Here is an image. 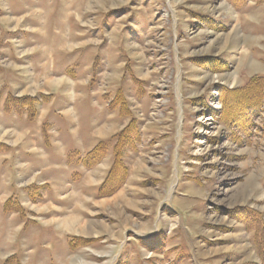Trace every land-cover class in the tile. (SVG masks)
Wrapping results in <instances>:
<instances>
[{
    "label": "rangeland",
    "instance_id": "rangeland-1",
    "mask_svg": "<svg viewBox=\"0 0 264 264\" xmlns=\"http://www.w3.org/2000/svg\"><path fill=\"white\" fill-rule=\"evenodd\" d=\"M80 8L94 15L82 23L100 48L110 46V79L97 87L112 95L121 87L140 141L124 151L128 175L110 196L83 190L73 208L50 193L17 217L0 206V264L10 256L12 264H260L256 230L240 217L253 211L264 222V132L243 138L214 110L217 85L264 75V1L87 0ZM118 58L127 62L120 79ZM77 217L88 230L69 225ZM154 237L161 250L142 244Z\"/></svg>",
    "mask_w": 264,
    "mask_h": 264
},
{
    "label": "crops",
    "instance_id": "crops-1",
    "mask_svg": "<svg viewBox=\"0 0 264 264\" xmlns=\"http://www.w3.org/2000/svg\"><path fill=\"white\" fill-rule=\"evenodd\" d=\"M86 1L0 0V206L9 200L29 209L51 193L77 208V192L95 191L111 165L112 145L95 166L77 163L128 123L111 105L118 91L131 110L121 87L114 95L97 87L100 79H110L111 53L82 23L94 16L88 3V14L82 12ZM126 64L119 58L112 64L118 79ZM25 97L36 101L29 107L11 100ZM69 225L88 230L79 217Z\"/></svg>",
    "mask_w": 264,
    "mask_h": 264
},
{
    "label": "trees",
    "instance_id": "trees-1",
    "mask_svg": "<svg viewBox=\"0 0 264 264\" xmlns=\"http://www.w3.org/2000/svg\"><path fill=\"white\" fill-rule=\"evenodd\" d=\"M257 2H263L264 0H256ZM233 3L241 4L244 0H231ZM214 66V65H210ZM135 82L138 80L135 79ZM217 99L220 103L218 110H214L219 120L234 133H240L243 138L248 137L251 134L252 128H259L264 132V75H253L239 87L227 88L223 85L216 86ZM10 99V97H9ZM15 103L27 104L29 107L36 101L35 98H11ZM111 105H117L120 107L122 115L129 118L128 123L111 138L98 142L91 151H89L84 157H78L77 163L82 164L87 168H91L99 163L108 153L109 146L112 145V163L107 170V173L102 182L96 188V196L101 198L110 196L115 193L123 185L128 175V167L124 162V151L136 150L137 144L140 141V130L138 120L132 115L131 111L126 105L125 99L121 92L118 91L111 101ZM262 118L259 126L255 125V120ZM235 134V135H236ZM3 146L0 145V148ZM264 186V178H263ZM5 211L20 212L22 208L20 205L10 206L8 200L4 204ZM249 212V213H248ZM241 213L243 214L241 220H243L249 227H254L256 230V243L258 245V251L261 258V263L264 264V222H262L260 216L256 213L253 215V211ZM159 237L151 239H143L142 244L146 245L149 250L156 251L161 250L157 246ZM90 239H81V243L90 242ZM155 241L152 245L149 242ZM13 256L7 258L6 263L12 264Z\"/></svg>",
    "mask_w": 264,
    "mask_h": 264
},
{
    "label": "bare ground",
    "instance_id": "bare-ground-1",
    "mask_svg": "<svg viewBox=\"0 0 264 264\" xmlns=\"http://www.w3.org/2000/svg\"><path fill=\"white\" fill-rule=\"evenodd\" d=\"M77 223V222H76ZM68 224V223H67ZM69 224H71V221L69 222Z\"/></svg>",
    "mask_w": 264,
    "mask_h": 264
}]
</instances>
